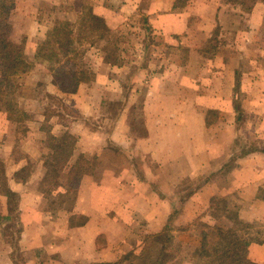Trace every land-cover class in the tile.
I'll use <instances>...</instances> for the list:
<instances>
[{"label":"crops","instance_id":"0c3cea01","mask_svg":"<svg viewBox=\"0 0 264 264\" xmlns=\"http://www.w3.org/2000/svg\"><path fill=\"white\" fill-rule=\"evenodd\" d=\"M105 6L106 1L94 13L104 18L110 27L109 20L116 17L113 12L118 10ZM224 6L221 0H196L178 11L174 10V0H150L146 11L149 34L157 36L158 45L171 50L199 48L201 32L207 36V31L192 25L191 18L198 17L202 21L206 10L212 9L216 13L213 30L225 16ZM262 11L264 4L258 2L251 13L249 31L241 32L239 29L235 32L240 40L243 39L235 42L241 58L245 48L252 45L249 38L256 37L263 25ZM33 18L38 26L40 21H36V15ZM32 35L26 36L27 53L35 43L36 33ZM168 38L173 39L170 42ZM36 50L32 51L33 55ZM164 59L159 70L155 71L143 61L138 66H130L128 72L125 64L123 68L103 60L107 75L95 72L94 82L82 84L72 95L62 94L52 85L50 78L48 95L64 99L67 106L76 107L86 116L92 115L94 110L93 105H89V95L93 93H96L94 96L99 95L100 104H107L108 100L114 101L112 103L124 101L118 115L104 120L111 121L104 134L101 127L93 128L86 119H73L69 123L59 117L50 120L53 134L64 133L73 139L74 154L69 167L80 155L97 162L94 172L84 176L77 188H72V203L66 209L52 203L70 193L69 187L59 185L46 195L43 191L46 175L44 158L33 164L34 156L19 152L21 138L13 136L10 131L9 134L3 133L0 161L5 163L7 188L17 196L18 203L15 208L17 215L11 218L8 198L0 193V264H117L123 258L126 241L135 238L134 231L143 224V219L155 228L154 232L147 234L162 231L174 210H178L175 225H182V230L206 212L203 221L210 223L208 219L214 220L211 217L213 199L221 201V204L226 200L224 207L227 210L236 208L241 221L264 226V201L257 197L259 189L264 187V153L238 157L231 171H223L231 159L228 148L237 139L239 111L235 107L236 101L242 100L241 113L263 121L264 125V83L261 89L264 72L257 69L241 75L240 68L236 66L239 60L236 64L233 62L230 72V61L216 56L213 62L222 67L223 72L211 77L222 82L223 88L191 86L188 90L178 89L177 81L190 78L188 73L180 71V67L187 65L189 60H181L178 64L173 59ZM166 62L169 66L163 67ZM126 72L125 78L121 79ZM204 76L208 80L210 75ZM140 82L141 89L137 87ZM228 83L232 86L226 90ZM116 84L118 90H115ZM236 86H240V90H236ZM108 91L112 92L108 95ZM193 93L196 94L193 95L195 100L188 98ZM209 112L219 114L211 124L207 120ZM6 123L14 125L8 120ZM221 138H225L229 145L225 146L226 141L222 142ZM134 160L149 167L146 179L139 178V163L136 166ZM25 168H29L26 180H18L16 174ZM165 174L169 177L168 182L164 180ZM204 176L205 180L198 189L191 190L192 193L183 201H178L174 194L178 185L186 179ZM145 209L150 211L143 215ZM228 216L229 212L219 219L222 223H229L221 227L232 225L230 219H225ZM11 226L13 235L5 233ZM248 256L251 261L264 264V245H251Z\"/></svg>","mask_w":264,"mask_h":264},{"label":"rangeland","instance_id":"374dc122","mask_svg":"<svg viewBox=\"0 0 264 264\" xmlns=\"http://www.w3.org/2000/svg\"><path fill=\"white\" fill-rule=\"evenodd\" d=\"M15 0V7L11 11L10 14V22L13 26V33L12 38L14 42L21 43L25 42L29 35L33 36L32 34L36 33V38L33 39L35 42L34 45H31V48H29L28 56L30 59L33 58V52L36 50V46L39 44L40 41L44 40L46 37L47 31L52 27L53 23L58 20H66L70 21L72 23H75L78 18V13L80 12L82 8V4L88 3L87 6H92L94 8V11H99L98 7H102L106 0H19L16 4ZM88 1V2H86ZM196 0H191L190 2ZM222 4L225 5V16L222 19V25L221 22L218 21L217 26L215 29L212 30L213 24H214V17L216 13L210 10H206L207 13L206 17L201 21L198 17L197 21L191 18V24L192 25H198L202 28L203 31H207V36L205 32H201L202 35L199 37L200 46L199 48L189 50V49H183L180 48L178 50H171L169 48H164L162 45H158V38L153 37L149 34V31L145 30L146 24L148 25V22H144V19H146V11L149 7L150 0H143L140 4V0H108L110 5L114 7L113 12L115 13L116 17H112L109 20L110 23V29L113 31V34L115 35V39H117V45H109L108 47V54H113L114 58L119 60V64L122 65L121 67L124 68V66L127 68V72L130 68V66H138L139 63L145 62L146 65L151 66L152 69L159 70L161 60H169L173 59L176 63L180 64L181 60H189L190 66L188 64H184L180 67V71L188 73L190 75L189 80L179 82H176V87L180 88H187V90L192 88L191 86H202V88L206 89H215L223 88V83L220 81H217L216 78L214 79L211 77V75H221L223 72L222 67H218L215 62H213V59L216 58V56L220 58H225L226 61H230V72L232 71V64L233 62L238 61V66L240 68V74L243 73H249V72H256L257 69L259 71L264 72V22L262 27L260 28L258 35L254 38H249L252 45H249L247 48H245L244 52L241 54L243 55L242 58L241 55L238 54V51L235 49V42L236 41H243V39H239L237 33L232 32L231 29L227 28L224 25V21H226V18L228 19L229 14H233V12H237L242 16V19L239 20V28L241 32H248L250 21H251V13L248 12L249 7L256 5L258 2H261L264 4V0H221ZM220 5V4H219ZM254 5V7H255ZM188 6V5H187ZM221 8V7H220ZM139 9V10H138ZM254 9V8H253ZM227 11V12H226ZM253 11V10H252ZM120 12V13H119ZM203 14V11H202ZM260 14H264V11H262ZM34 15H36L37 20L40 21V23L37 24L33 20ZM117 15H121V17H117ZM262 16V15H261ZM230 18V17H229ZM262 18V17H261ZM199 19V20H198ZM221 27V29H220ZM219 31H216L218 30ZM143 30V31H142ZM211 33H209V31ZM25 31V32H24ZM216 31V33H215ZM214 33L217 34L216 39L214 40L212 38V35L214 36ZM194 34H200V33H194ZM255 35V34H254ZM206 36V37H205ZM205 37V38H204ZM114 39V41H115ZM157 39V40H156ZM170 39V42L173 38ZM212 40V41H210ZM175 41H177L175 39ZM31 42V41H29ZM168 42V41H166ZM162 43V44H166ZM256 42V43H255ZM117 46L118 51H115L114 47ZM107 47L105 43H101L99 47L91 48L87 54L86 59L87 63L91 67V69L94 72H99L103 76H106V72H104V65H102V61L105 58V54L102 53L101 48ZM145 47V48H144ZM215 47L214 49H212ZM243 45H240V48H242ZM31 49V50H30ZM207 49V52H206ZM31 51V52H30ZM236 56V57H235ZM229 57V59H227ZM169 58V59H168ZM241 58V59H240ZM210 59L211 61H208ZM206 60V61H205ZM191 61V62H190ZM165 62V61H164ZM208 62V63H206ZM135 65H133V64ZM125 64V65H124ZM168 63L166 62L163 67H165ZM111 65V64H110ZM124 65V66H123ZM128 65V66H127ZM169 65H167L168 67ZM188 66V67H187ZM179 67V66H177ZM131 69V68H130ZM172 70V69H171ZM179 70V69H178ZM185 70V71H184ZM126 69L124 70V72ZM126 73H123L121 75V79H124L126 76ZM111 73V72H110ZM119 74V73H116ZM205 74H209L208 80H206L207 77H205ZM30 75L34 79V86L36 89V95H37V101L38 106L40 108H46L48 115H55L56 117H59L60 120L63 122L69 123L73 119H83V120H89V124L95 127H101L103 134L107 133V130L110 126L111 121L106 120V118L113 117L116 113H118V108L120 109V106L122 102L112 103L114 101H106L107 104H100L101 101L100 98L97 96H94L96 93H93V95H89L91 97L90 101V107H94V110L89 115H84L81 113L76 107L67 106L66 103H64L63 100H59L58 98H55L54 96L48 95V82L50 81L51 75L49 74V71L40 65H35L30 72ZM120 75V74H119ZM141 80V79H140ZM261 83V89L262 84ZM104 84V83H103ZM141 89V82L138 83ZM146 84V83H145ZM162 84V83H161ZM181 84V86H180ZM242 84V83H241ZM132 85V84H130ZM178 85V86H177ZM228 87L226 90L230 89V83H228ZM118 84H116L115 90H118ZM179 89V88H178ZM240 90V86H236V90ZM194 90V89H193ZM109 92L108 91V95ZM114 92V91H113ZM196 92V91H195ZM200 92V90H199ZM202 93H205L204 91H201ZM126 94V93H125ZM195 93L192 94V96H188V98L194 99ZM196 95V94H195ZM179 98V97H178ZM83 99V98H82ZM117 99V98H116ZM115 99V100H116ZM124 99H126L124 97ZM122 100V98L120 99ZM66 102V100H65ZM141 102V100H140ZM238 102H242L241 98H239ZM67 104H69L67 102ZM124 104V101H123ZM136 109V108H135ZM140 108L138 107L137 110ZM136 110V112H137ZM135 112V113H136ZM40 115V114H38ZM6 114L0 112V139L4 134H7L9 131L12 132L11 134L17 137L21 138V141L19 143V152L22 154H30L34 156V162L35 164L37 160H40V158H44L45 155L48 154V149L45 145L44 141V134H36L32 133L31 130L29 131L28 135L23 134V132L26 129H23V125H12L9 126L6 122ZM219 114L214 112L207 113V120L208 122H214L216 119H218ZM43 118L42 116H38V119ZM240 121L238 122V131H237V139H235V143H232L231 146L228 148L230 149V156L231 157H237L241 153L245 151L250 150H258V149H264V125L262 126L263 121H258L256 118H250L246 113H241L239 115ZM258 121V122H257ZM255 128L254 129H252ZM257 127V128H256ZM105 130V132H104ZM9 134V133H8ZM11 135V136H12ZM59 136L66 135L64 133L58 134ZM69 136L70 143L73 144V139ZM225 139V138H224ZM222 140V142L224 141ZM225 146H228V142L225 139ZM224 146V144H223ZM224 146V147H225ZM116 154L120 155L119 152H116ZM115 154V155H116ZM93 161V159H91ZM94 165H97V162L93 161ZM137 163L134 160V164ZM139 163V165H138ZM136 166L138 165L137 169L140 173L139 178L140 179H146V174L148 173L149 167L145 163L138 162ZM150 180V177H148ZM163 180V178H162ZM164 180L168 182L169 177L165 174ZM205 176L200 177H194L191 180H184V182L176 187V190L174 193L175 196H177L178 201H183L186 196H188L191 192V190L198 189L201 184L204 182ZM62 183L64 182V186L71 185L73 183H67V181L63 178ZM148 182V181H147ZM162 185V184H161ZM65 186V187H66ZM72 187V186H71ZM70 187V193L66 194L63 197H58L54 200V203L57 204L63 208H68V206L72 203V188ZM161 187V186H160ZM183 189H186V193H182L181 191ZM180 190V191H179ZM170 192V191H169ZM169 193H167L168 195ZM151 195V194H150ZM171 196L173 194L171 193ZM53 201V200H52ZM50 201V203L52 202ZM226 201V200H225ZM224 203L227 204V201ZM224 203L221 204V201L217 202L216 199L212 200V208L214 207L213 213H211V217L214 220L208 219V222L205 223L203 221V218H206V214H203L201 217L196 219L192 224H189L187 228H183L182 225H175V219L177 218V214L174 217L173 224L171 227V236L172 241L169 245L168 251L171 255L169 262L167 264H210L207 261H201L199 259H195L193 257V252L198 245L200 244L202 232L206 230L205 226L215 227L217 225L220 226H228V222L224 221L226 223H222L223 221L219 220L220 218H223V216H226V214L229 212V216L225 219H230L231 215H233L234 212H236V208H229L228 210L224 207ZM228 208V207H227ZM150 211V209L143 210L144 214L146 215ZM165 212V211H164ZM162 212V213H164ZM113 213L116 214L114 211ZM209 215V214H208ZM223 215V216H222ZM204 218V219H205ZM228 218V219H227ZM143 224H141L137 229L134 231V239L133 240H127L126 244L124 246L125 252L123 255V258L120 262L117 264H154L155 261L159 257V244L153 241L152 237L157 234H147L146 232H154L155 228L148 225V223L145 221V219L142 220ZM177 221V220H176ZM161 232V231H160ZM5 233L9 234L10 232L5 231ZM11 235V234H9ZM114 235V234H113ZM16 238L14 237L13 240Z\"/></svg>","mask_w":264,"mask_h":264},{"label":"trees","instance_id":"16d2710c","mask_svg":"<svg viewBox=\"0 0 264 264\" xmlns=\"http://www.w3.org/2000/svg\"><path fill=\"white\" fill-rule=\"evenodd\" d=\"M190 1L174 0V10L184 9ZM87 4L85 2L82 4L75 23L66 20L55 21L33 58L30 59L25 42L16 43L12 38L13 26L10 22V14L15 7V0H0V112L6 114L10 123L23 125V129H26L23 134L31 130L32 133L45 135L44 141L48 154L44 157L46 175L43 180V191L46 195L53 188L64 185L61 181L63 178L67 183L74 182L68 186L65 184L66 187L77 188L84 176L94 172L96 165L93 161L96 162V159L92 161L80 155L75 164L69 167V160L74 154V145L70 143L68 136L52 133L49 122L56 116L48 115L46 108L38 106L34 79L30 75L31 69L35 65L45 67L51 75L52 85L62 94L72 95L82 84H90L96 78L95 72L86 59V54L91 48L105 43L107 47L100 49L105 54V63L119 64V60L115 59L112 53L109 55L107 52L109 45H117L113 31L105 19L95 14L94 8ZM254 5L249 7L248 12H252ZM105 7L114 9L108 0ZM229 17L224 21V25L232 32H237L240 29L238 23L242 16L233 12L229 14ZM144 22H148L147 18ZM144 28L149 31L147 24ZM215 33L214 36L212 35L214 40L217 36ZM114 48L118 51L117 46ZM55 98L63 100L60 97ZM235 107L239 111L236 120L238 123L239 115H241L240 102L236 101ZM121 108L122 106L118 108V113ZM38 116H42L43 120L38 119ZM255 152L264 153V149L245 151L237 157H231L223 167L224 173L234 168V162L238 157ZM28 173L29 168H25L16 174V178L26 180ZM0 193L6 194L8 198L10 217L17 215L15 208L18 198L7 188L5 163L2 161H0ZM257 197L264 201V187L259 189ZM177 212L178 210H174L164 229L152 237L153 241L160 246L159 257L154 264H167L171 258L168 248L172 241L171 227ZM230 221L232 225L227 228L205 226L206 230L202 232L200 244L193 252L195 259L207 261L210 264H258L249 259V248L253 244L264 245V226L241 221L237 212L231 215ZM11 229L9 232L13 235L14 228Z\"/></svg>","mask_w":264,"mask_h":264}]
</instances>
